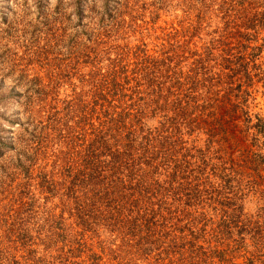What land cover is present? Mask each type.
<instances>
[{
  "label": "trees",
  "instance_id": "16d2710c",
  "mask_svg": "<svg viewBox=\"0 0 264 264\" xmlns=\"http://www.w3.org/2000/svg\"><path fill=\"white\" fill-rule=\"evenodd\" d=\"M184 2L131 42L138 5L105 0L88 31L56 34L54 68L10 85L0 261L264 264V0Z\"/></svg>",
  "mask_w": 264,
  "mask_h": 264
},
{
  "label": "rangeland",
  "instance_id": "374dc122",
  "mask_svg": "<svg viewBox=\"0 0 264 264\" xmlns=\"http://www.w3.org/2000/svg\"><path fill=\"white\" fill-rule=\"evenodd\" d=\"M152 1L161 5V16L155 23L150 21L147 11L153 7ZM104 2L105 0H0V114L11 113L19 108V104L10 97V85L17 83L18 90H22L32 75L43 77L48 69L54 68L56 63L58 64V55L61 58L65 57V54L59 53L65 44H58L56 34L61 31L73 33L75 30L81 31L82 28L88 31L89 24L94 25L99 12L103 11ZM128 2L138 5V14H141L131 23L127 35L131 42L139 40L141 33L139 28L143 24L149 26L148 29L144 28L142 33L145 40L150 41L151 34L154 33L152 26H166L173 20L176 21L186 11L184 0H128ZM144 3L146 8L140 6ZM138 23H142L140 27L135 26ZM24 72L28 75L24 76ZM257 95L255 110L264 115V92ZM0 128L7 130L5 133L9 134L8 128L11 127L0 121ZM12 131L18 132L19 128L14 127ZM12 162H15L14 151H8L0 156V217L4 213L12 212L15 206L14 202L12 203L15 196L12 197L10 194L12 192L9 191L12 182L9 176H5ZM18 179L19 176L14 180ZM0 241L2 247L12 245L9 243L11 239L4 235L1 229ZM11 251L15 259L19 260L20 250L12 248ZM240 260L242 258H236V261ZM0 264L17 262H14L13 258L0 261ZM139 264L145 263L140 261Z\"/></svg>",
  "mask_w": 264,
  "mask_h": 264
}]
</instances>
